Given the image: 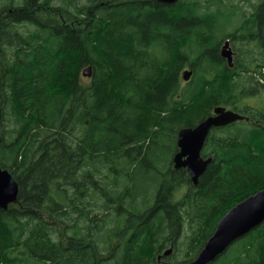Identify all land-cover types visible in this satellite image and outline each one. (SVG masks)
Segmentation results:
<instances>
[{
    "label": "trees",
    "instance_id": "16d2710c",
    "mask_svg": "<svg viewBox=\"0 0 264 264\" xmlns=\"http://www.w3.org/2000/svg\"><path fill=\"white\" fill-rule=\"evenodd\" d=\"M240 33L258 69L221 55ZM262 91L264 0H0V165L19 184L0 264H166L171 244L188 264L264 189V107L236 105ZM219 105L248 118L212 130L195 185L178 134ZM211 264H264V223Z\"/></svg>",
    "mask_w": 264,
    "mask_h": 264
},
{
    "label": "water",
    "instance_id": "95a60500",
    "mask_svg": "<svg viewBox=\"0 0 264 264\" xmlns=\"http://www.w3.org/2000/svg\"><path fill=\"white\" fill-rule=\"evenodd\" d=\"M164 3L174 4L179 0H159ZM222 54L232 64L233 51L230 41L227 40L222 49ZM91 67L84 71V75H91ZM193 75V70L185 69L183 79L188 81ZM247 118L245 115L226 106H216L213 114L203 119L196 126L184 127L178 134L179 151L173 157L176 169L187 168L195 185L199 183L200 176L212 162V157L204 158L202 151L206 141L214 128L227 126ZM19 184L8 169L0 165V208L8 209L11 203L18 199ZM264 223V189L238 202L218 222L214 233L205 242L198 255L188 264H211L224 254L229 247L239 238L245 236ZM172 248L166 251L171 254Z\"/></svg>",
    "mask_w": 264,
    "mask_h": 264
},
{
    "label": "rangeland",
    "instance_id": "374dc122",
    "mask_svg": "<svg viewBox=\"0 0 264 264\" xmlns=\"http://www.w3.org/2000/svg\"><path fill=\"white\" fill-rule=\"evenodd\" d=\"M238 8H240L241 13L246 14V16L249 15L250 11L252 10V7L248 3H243L242 5L240 4L238 6ZM241 37H242V34L240 33V35H238L236 38L237 41H235V44H233V41H230V46H233V48H235V45H236L239 47V49L243 48L244 51L242 52V57H246L244 54H245V52L249 53V50L253 53V56H256L257 55V46L255 45V43L248 44V42H245V40L239 41L240 40L239 38H241ZM240 54H241V52H240ZM182 82L184 83V82H186V80L182 79ZM236 105L240 108L244 107L245 105H253L254 107H257V108L264 107V91H262L260 94H255V96H245V97L241 98L236 103ZM228 107H229L228 109H232V107H234V105H228ZM180 194H181V191L177 192L176 196H178ZM184 252H185V247H183L181 245L178 249H176V253H177L178 258H181L180 256H183Z\"/></svg>",
    "mask_w": 264,
    "mask_h": 264
},
{
    "label": "flooded vegetation",
    "instance_id": "af4514ba",
    "mask_svg": "<svg viewBox=\"0 0 264 264\" xmlns=\"http://www.w3.org/2000/svg\"><path fill=\"white\" fill-rule=\"evenodd\" d=\"M259 28L260 27H257V29L259 30ZM258 35L260 34V32H258L257 33ZM259 36L257 37V40H255V41H253V42H251V43H255V45L257 46V55L256 56H253L252 57V63H251V68L252 69H258L259 68V64H260V48L258 47L259 46ZM223 47H224V44L222 45V48H221V55L223 56V54H222V49H223ZM230 48L232 49V51H233V62H232V64L227 60V58L226 57H224L223 56V58H225L226 60H227V62L229 63V65H231V66H235V65H238V66H241V62H242V54H240V51L238 50V49H236V48H239L238 46H236L235 48H233V46H230ZM253 54V53H252ZM189 69H190V67H188ZM187 69V68H186ZM228 108V107H227ZM235 110V109H234ZM240 113V112H239ZM213 114V113H212ZM242 114V113H241ZM247 117V116H246ZM248 118V117H247ZM246 119V118H245ZM239 121H241V120H239ZM237 122V121H236ZM235 123V122H234ZM205 158V157H204ZM123 218V215L120 217V219H122ZM117 225V224H116ZM120 226H122L123 227V224H120L119 225V227ZM121 227V228H122ZM120 241V240H119ZM117 246V245H116ZM170 248H173V244H171V245H168L167 247H165V248H163V249H161V251H160V253H158L157 254V259H158V261L159 262H162V263H166V264H173V263H171V261H169V256H171L172 255V253H174V252H176V251H174V248H173V252H171V254H169V255H166L165 253H166V251L168 250V249H170ZM116 249V248H115ZM114 252H115V250L110 254V255H108V254H106L105 256H104V258L107 260V261H109L110 259H111V257L113 256V254H114Z\"/></svg>",
    "mask_w": 264,
    "mask_h": 264
},
{
    "label": "bare ground",
    "instance_id": "6f19581e",
    "mask_svg": "<svg viewBox=\"0 0 264 264\" xmlns=\"http://www.w3.org/2000/svg\"><path fill=\"white\" fill-rule=\"evenodd\" d=\"M153 58V57H152ZM46 64H48V63H46ZM53 90H55V89H53ZM59 91V90H58ZM57 92V91H56ZM120 95V94H119ZM152 232V231H151ZM149 235V234H148ZM154 241V240H153Z\"/></svg>",
    "mask_w": 264,
    "mask_h": 264
}]
</instances>
